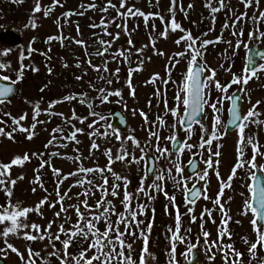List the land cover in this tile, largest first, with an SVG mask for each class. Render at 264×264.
Segmentation results:
<instances>
[{
	"label": "rangeland",
	"instance_id": "1",
	"mask_svg": "<svg viewBox=\"0 0 264 264\" xmlns=\"http://www.w3.org/2000/svg\"><path fill=\"white\" fill-rule=\"evenodd\" d=\"M3 1V0H2ZM13 4L8 2L4 9L0 11V50H8L9 55L7 57L0 58V62H6L11 65V68L5 71H0V75H9L10 79L15 80L16 71L19 69L20 64L27 66L23 79L17 85V94L4 105H0V120L5 121L4 124H0V128H4L6 132L12 131V121L5 113H10L11 117L19 118L23 114H27V118L22 121V126L29 127L32 124L33 104L39 103L41 112L49 110L55 113H63L65 118L72 116L73 111L77 117L83 118L84 123L81 124L79 120H71L70 123H65L59 116H48L41 114L38 119L40 121H50L48 123L38 124L34 130V137L32 140L26 139V133L15 132L13 140H9L5 137H0V163H10L14 157H22L25 153L29 154L30 162H25L23 166H14L11 170V179H17L20 176L24 178L18 180L13 189V196L11 198L12 203H19L24 208H34L41 200L47 197L49 202H55V180L51 169L48 166L44 167L39 173L34 169L39 168L41 160H45V156L48 155V151H57L59 156L56 157V161L51 162V166L59 169L62 175H67L79 167L84 168H105L109 163L108 158L104 155L106 150H111L113 158L117 154V150L121 148L122 141H125L128 136L135 138L140 147H135L131 141L123 144V147L127 149L129 153V159L124 162L115 161L111 164L112 171L119 175L122 179L116 181L110 172H105L104 175L108 178V187L111 191L112 184H118L119 190L117 197L114 198L111 195L107 197L115 205V211L117 213L125 212L121 200L125 192L132 197V207L138 209L143 201H146L147 210L146 215L139 216L138 220H144L145 225L149 220L152 221L153 227L149 237V250L156 256V260L149 261V264H170V257L168 253L171 252V245L175 243V264H186L189 259V254L194 249H199L203 253L201 264H223V258L221 250L211 247L212 242L217 241L218 226L222 215L219 211V206L212 203L217 196L220 189L221 181H228L231 174V170L237 163V144H238V130H235L229 134L224 133V126L227 119V109L229 106V100L227 97L234 91H239L241 85H233L229 88L228 93H220L215 90L205 89L208 93L209 102H215L217 97L224 96V102L222 105L218 104L219 112L215 113V116L219 118L220 123L216 125V133L220 136V139L213 141V144L200 147L201 136L207 140L211 137L214 114L210 107H205L203 112L202 122L194 125L191 128V139H188L189 133L180 126L179 120L183 117V109L179 110V115L173 118L170 113L165 112V101L169 108L176 106L175 95L180 91L184 75L187 69V62L189 57L184 56L180 58V62L172 67L175 60H170L175 53L184 52L187 49V42H182L180 45L175 43L176 40L182 36L190 33L193 38H199V40H215L219 34L223 33V41H232L235 44L237 37H233L231 32L233 29H223L226 17L229 16L228 8L235 10L239 15L247 11V24L245 22L237 24L236 30L241 27L244 29L245 36L244 41L252 46L253 42H257L259 47H264V40H247V33L255 30L257 25L249 19L254 12L258 15L256 7L246 10L239 0H226L228 7L224 11L216 13L215 24L212 22L209 10L204 6L206 0H177V7L175 12L170 14L169 8L171 6V0H152L150 4L148 0H127V7H134L147 13H159L164 18L165 24H161L159 19L148 22V27L145 28L143 18L136 17L127 20V28L130 37L126 36L123 31L116 28L115 24H110L107 29L109 32L115 34L120 33V38L115 40L112 47L109 49V53L117 50H128V39L130 38L134 47L128 52L129 60L125 63L122 59L119 62L113 61V57L109 54L103 58L90 56L91 63L96 66H103L104 61L109 63L107 67L110 72L114 71L117 67L120 68L119 76L113 77L108 73H97L88 66L85 57V48H81L75 44L74 40H83L88 46L86 51L88 53H94L99 47L95 41L97 39H103L110 41L112 38L104 35H97L94 38V33H102V28H90L89 25L96 23L99 24L101 18H105L107 23L109 20L116 18V23H124L117 17V9H119L120 0H111V3L117 6V9H109L108 12L102 13L100 9L104 7L107 0H94L96 8L94 10H84L81 5H88L93 0H59V4L53 8L47 18L44 16V9H47L53 4V0H40L42 11L36 13L33 16V8L36 0H11ZM193 5L189 8L188 5ZM213 6H218L213 3ZM183 8L184 11H181ZM259 10H264V0H260L258 6ZM83 12V15H72L68 18L64 17L65 13H77ZM124 12L126 9H119ZM174 15L176 22L180 25L184 32L177 30L176 32H169L167 38L158 36V33L164 31L166 24L170 22ZM59 18V24L57 20ZM34 20L37 27L34 29L31 27L30 21ZM228 23H232V19H228ZM155 24L156 30L152 31V25ZM77 26L79 27V35L77 34ZM260 30L264 32V22L260 24ZM208 33L207 36L203 35ZM218 34V35H217ZM16 35L18 41L12 42L11 39ZM150 35L154 37V40L150 42ZM52 36H64L70 39L63 40V45L60 40H54L47 43L49 37ZM199 40L196 45L199 48ZM154 44V47H153ZM147 45V47H144ZM31 46L34 49L33 52H28L27 49ZM137 49H143L140 55H136ZM45 52L47 54L45 55ZM205 55L203 61L207 66L216 72V81L222 85H227L233 74L240 76L243 74V69L246 64V52L243 47L237 49L233 54L232 47L229 44L221 42L216 45H209L204 50ZM23 53L27 58L20 60V54ZM43 53L44 55H41ZM163 53V55L154 54ZM142 61V63H141ZM49 64H48V63ZM81 66L78 68L76 64ZM264 63L260 61L257 66ZM64 65H67L65 67ZM223 65V67H221ZM141 67L142 71L135 72L131 77L132 88L135 90V95H130V89L126 86L128 79L129 68ZM166 67L170 69V74L166 72ZM32 69H38V71H32ZM51 69V74H49ZM230 69V70H229ZM103 74L106 79H112L113 83L109 86L105 80H100V75ZM158 74L160 79L155 83H149L150 79ZM209 73H205L208 75ZM78 76H82L81 80H77ZM167 80L168 83L164 84L163 81ZM118 81V82H117ZM94 85V87H93ZM105 88L107 90H119L122 97H110L109 102L101 104L96 99L98 91L94 90L99 88ZM246 88L247 95L240 92L242 100V114H246L247 111L255 105L257 101L260 104L257 111L261 113L257 119L264 120V72H258V78H253ZM44 89L41 92V89ZM157 90L161 95L157 96ZM81 96L84 95L91 98L93 109L105 117L104 120L95 124V129L89 128L88 125L93 123L98 117L91 116L90 109L86 104H81L79 100L66 101L56 104L55 108L48 109V104L53 101L63 100L66 96ZM149 103L151 106H149ZM110 108H117L121 110L128 119V127L126 130L115 128L120 133V140H117L115 135L105 137L104 132H111L112 128H109L110 119L106 117V114ZM144 112L148 118L146 124L144 119L140 116V112ZM162 117L164 125L160 126L157 117ZM175 123V135L180 137L187 144L194 145L192 149H188L186 146L184 151H180L177 155L171 156L170 143L168 139L173 134L171 125ZM71 125H74L78 129H82L84 134L78 135L77 140L79 143L69 142L60 139V134H57L56 145L45 148L49 140L52 138V130L61 127L63 129V135L72 130ZM111 125V124H110ZM201 126L206 131H202ZM98 130L99 135L93 136L89 139V133ZM151 131H158L160 134L159 141L155 137L149 139ZM255 136L258 145L264 146V125L257 126L249 124L245 129L244 136ZM95 141L99 145L98 150H93L91 155L89 153L90 145L92 141ZM67 143V147H59ZM219 145L220 156L218 158L219 163L216 164L217 158L215 156L210 157L209 153H215ZM78 149V153L74 151ZM158 149H167L166 156H161ZM260 151L264 153V147L260 148ZM43 153V156L37 157L32 154ZM146 153H152L157 161V167L155 173L151 179L144 177V159L139 163H132V159H140L141 156H145ZM81 156V160L76 163L74 160L68 159V157ZM197 155L199 157V173L194 176H186L183 174L182 169L184 165L190 160L191 157ZM49 156V155H48ZM252 157L251 146H245L243 152V160L249 161ZM209 158L213 160L214 169L208 170L207 177V195L209 200L203 198L198 199L194 204H186L183 188L186 186L188 189L193 187L196 183H200L201 190L205 184V181L198 179V176L205 170L206 164L204 163ZM174 162V163H173ZM179 166L181 172L177 173L175 166ZM256 168L264 167V156L256 157ZM255 168H250L247 163L243 168L236 170L235 176L230 181V187L225 188L224 195L221 197V204H223L227 211L230 220L228 222V231L231 234V240L225 237L221 243L227 245L229 243L234 245V248L243 254V260L241 264H249L250 254L248 252V244H245L242 237H247L250 242H256V233L253 231V227L250 223L252 219L251 212L246 208L245 201L249 200L251 193L249 192L251 177L254 174ZM163 172L166 179L164 181V188L168 196H175L174 208L172 204L165 198L163 192H155L151 189V185L154 181V176ZM171 172L177 180H181L183 184L177 190V186L173 184L171 179L168 178V172ZM219 172L220 180L217 179L216 172ZM261 172V171H260ZM264 177V172H261ZM39 175L40 182L43 184V188L39 184H33L31 181ZM136 177L139 180L137 187L134 190L129 188L130 180ZM79 177H70L65 180L60 186V193L63 195L65 191L69 189L71 185L77 182ZM85 179H90L94 184H101L102 177L99 174H89ZM127 181V184L124 183ZM90 185L85 184L84 188L74 187L69 192V196L72 199H65L64 206L66 208L69 205H77L79 201L85 199L83 195L79 196V200L76 198L77 193H82L85 188H90ZM145 188V192L141 193L139 189ZM35 188V192L33 191ZM46 190V191H45ZM149 196H155V199H149ZM101 198V193L96 191L95 188L89 192L87 197L88 204L91 207H95L97 200ZM7 198L3 191H0V206L5 205ZM189 208L192 209L188 214ZM211 210L212 219H209L208 215H204L203 220L200 219L201 214L205 210ZM102 210V209H101ZM179 211L181 215V231L179 235L183 239V243L179 241H171L170 238L173 233L170 229L175 228V216ZM43 214V218L37 215L35 212L30 213L27 222L36 223L41 225V229L48 224L50 220H55V224L61 222L63 216L67 215L71 217L70 223H76V216L74 209L69 208L67 213H63L61 219H56L55 213L60 211V205L57 204L55 208H50L46 203L40 209ZM81 211L85 215H92L93 213L86 212L81 207ZM248 213L247 215H242ZM195 216V222H191V217ZM53 218V219H52ZM114 218V220H116ZM157 220H160V224H157ZM215 220V223L212 222ZM240 221V223H236ZM64 223V220L62 221ZM56 224V225H57ZM201 224H203V230H201ZM65 228H69V223H65ZM104 225L100 224V228ZM166 226V230L163 227ZM2 227V226H0ZM143 227V226H142ZM190 229V231H188ZM55 229H51L52 232H56ZM102 230V229H100ZM121 230L123 226L121 225ZM135 230V229H134ZM24 231H27L25 229ZM138 232V230H136ZM209 233L208 243L205 244L203 232ZM35 234V233H33ZM23 232L17 235L10 236L8 242L15 246L22 254L27 258V248L30 246L33 251L41 252V255L49 260V264H58V261L47 257V253L51 252V247L45 250V245L48 244L47 240L43 242H28L21 238ZM130 237H125L126 242H131ZM59 245V243H57ZM142 241L137 240L133 245L135 252L134 258H138ZM5 247L3 238H0V248ZM58 248V247H57ZM74 252L69 251L70 255H78L81 250V246ZM191 248V251L189 249ZM59 249V248H58ZM224 252L228 250L223 249ZM76 252V253H75ZM75 253V254H73ZM89 256L92 255L90 252ZM257 257H264V250L258 249L256 253ZM0 257H6L2 259L5 264H21L20 259L10 251L0 253ZM214 257V259L212 258ZM36 264H41V261L37 258ZM229 264H232L230 261ZM251 264H259L258 259H252Z\"/></svg>",
	"mask_w": 264,
	"mask_h": 264
},
{
	"label": "snow or ice",
	"instance_id": "2",
	"mask_svg": "<svg viewBox=\"0 0 264 264\" xmlns=\"http://www.w3.org/2000/svg\"><path fill=\"white\" fill-rule=\"evenodd\" d=\"M148 2L151 4L152 0H148ZM156 3H159V0H156ZM213 3H216L218 6H213ZM239 3L244 6L245 9L256 7L259 14L257 15L256 12L253 13V15L249 18L251 19L257 27L253 31H249L247 33V40H264V32L260 30V24L261 22H264V10H259L258 6L260 4V0H239ZM59 4V0H53V4L49 6L47 9H44V16L45 18L48 17L50 12L53 10L55 6ZM204 6L209 10L210 16L212 17V22L215 24L216 19V13L224 11L225 8L228 7V4L226 0H206ZM81 7L84 10H94L97 6L94 3V0L92 3L88 5H81ZM177 7V0H171V6L169 8V13L172 14L175 12V9ZM189 8H192L193 5L189 4ZM109 9H117V6L113 3H111V0H107V3L100 9L102 13H106L109 11ZM119 9H126V11L121 12ZM119 9H117V17L120 18L124 23H116V18H113L109 20L107 23L105 22V18H101V21L99 24L93 23L90 24L89 27L96 29V28H102V33H94V38L97 35H104L109 36L112 39L110 41H106L103 39H97L95 43L99 46L97 48V51L94 53H88L86 51V48L88 47L83 40H74L73 42L80 46L81 48H85V57L88 63V66L93 69V71L97 73H108L110 76L118 77L120 68L117 67L114 71L109 70L107 67V64L109 61L105 60L103 66H96L91 63V59L88 57L94 56L103 58L106 55H111L113 57V61L119 62V60H123L125 63L129 60L128 52L134 47L132 44L131 39L129 38L128 43V50H117L115 52L109 53V49L112 47V44L115 42V40H118L120 38V33L117 32L115 34L109 32L107 29L109 28L110 24H115L117 29H120L123 31V33L126 36L130 37V33L127 28V20L130 18H136L140 17L143 18L145 28L148 27V22L150 19L155 20L159 19L161 24H165L164 18L159 15V13H145L139 9H135L134 7H127V0H120L119 3ZM181 11H184L183 8H180ZM42 11L40 0H36V3L33 8V16H35L36 13H40ZM229 16L226 17L225 23L223 24V29H233L231 32V35L233 37H237V40L235 44L233 45L232 41H223L221 33L220 37H217L215 40H199V38H193V36L188 33L184 36H182L180 39L176 40L175 43L177 45H180L182 42H187V49L184 52H178L173 55V57H170V60H175V63L172 64V67H175L176 64L180 62V58L184 56H188V66L186 69V73L184 75L182 84L180 86V91L175 95V101L176 106L173 108H169L167 102L165 101V112L170 113V115L173 118L178 117L179 110L183 109V117L185 119H180L179 124L181 127H184L185 123L189 125L188 128H185V132L189 133L188 139H191V125L199 123L197 120V117L201 116L204 112L205 107H210L213 110L214 114V124L212 129L211 137L207 140L204 139L203 135L201 136V143L200 147L204 148L205 146H211L213 144V141L220 139L221 137L217 135L216 133V125L220 123L219 118L215 116V113L219 112L220 109L217 107L218 104L222 105L224 102V96L217 97L215 102H209L208 93H206L205 89H211L212 87L215 88L217 92L220 93H228L229 88H231L233 85H241L242 87L239 88V91L247 95L246 88L243 86H247L249 82L253 78H258V72H264V63L260 64L259 66L256 65V60L259 59L260 61H264V51H252L250 49V46L248 43H246L243 39L245 36L244 29L241 27L239 30H236L237 24H241L245 21V18L247 17V11L244 13H241L239 15L236 14L235 10L228 8ZM72 15H83V12H77V13H65L64 17L68 18ZM232 19V23H228V19ZM57 24H59V18L56 21ZM31 27L34 29L37 27L34 20L30 21ZM156 26L155 24L152 25V31L155 32ZM177 30L184 32L185 30L180 27V25L176 22L174 15L170 22L165 25L164 31L158 33V36L167 38V35L169 32H176ZM77 34L79 35V27L77 26ZM203 35L207 36L208 33H204ZM60 40L61 44L63 45V40L70 39L68 37L64 36H52L49 37L46 41L47 43H50L54 40ZM150 42L154 40V37L150 35L149 37ZM199 40V48L196 47ZM221 42L229 44L230 47L233 49V54H235V51L237 49H240L243 47L245 50H248L252 52V54L248 57L247 63L243 69V74L240 76H237L233 74V77L231 81L225 86L222 85L220 82L216 81V72L215 70L211 69L207 66L206 62L203 61V57L205 55L204 50L207 49L209 45H216ZM144 47H147L145 45ZM154 47V44H153ZM143 49H137L136 55H140ZM28 52H33L34 49L29 46L27 49ZM163 55V53H154ZM9 55L8 50H0V58L7 57ZM41 55H44L41 53ZM27 57L21 53L19 59L22 61L26 59ZM142 63V61H141ZM67 67V65H64ZM81 65L79 63L76 64V67H80ZM223 67V65H221ZM11 68V65L6 62H0V71H7ZM27 66L23 65L22 63L19 66V69L16 71V79L12 80L10 79L9 75H0V81H5L7 83H0V105H4L9 102V97H12L14 95V85L20 83L23 79V74L26 70ZM230 70V69H229ZM32 71H38V69H32ZM142 71V68L137 66L135 68H129L128 70V79L126 86L130 89V95H135V90L132 88L131 84V77L132 74L135 72ZM166 72L170 74V69L166 67ZM205 73H209L208 75H205ZM49 74H51V69H49ZM83 77L78 76L77 80H81ZM100 80H105V76L103 74L99 77ZM160 77L158 74H155L149 81V83H155L156 80H159ZM118 82V81H117ZM106 83L111 86L113 83L112 79H106ZM164 84H167L168 81L164 80ZM94 87V85H93ZM98 91V96L96 97L97 100L100 101L101 104H105L109 102L110 97H122L121 91L119 90H107L103 87L99 89H95ZM44 89H41V92H43ZM157 96H160L161 93L159 90H157ZM227 99L231 102V109H230V115H231V121L230 126L234 130H238V144H237V163L234 165L233 169L231 170V174L229 176L228 181H221L220 183V189L217 193V196L214 200H212V203L219 206V211L222 215L220 225L218 226V235H217V241L212 242L211 247L218 248L221 250V255L223 258V264H229L231 261L232 264H241L243 260V254L236 250L234 248V245L229 243L227 245H224L221 243V241L227 237L229 240H231V234L228 231V222L230 220V217L227 215V211L225 210L223 204H221V197L224 195L225 188L230 187V181L235 176L236 170L238 168H243L244 164L247 163L250 168H256V157L257 156H264V153L260 151L261 145H258L256 142L255 136H248L245 138L244 132L245 129L249 126V124L262 126L264 125V120L257 119L261 115L260 112L257 111V108L260 104V101H257L255 105H252V107L247 111L246 114H241V110L238 107V101H241V97L237 95L235 92H233L231 95L227 97ZM73 100H79L81 104H86L87 107L90 109V115L93 117H98L97 120H95L93 123L89 124L88 127L95 129V124L99 123L100 121L104 120L105 117L101 115L100 113H97L95 111H91L93 109V104L91 102V98H88L84 95L76 96H66L63 100H57L50 102L48 104V109L55 108L56 104L63 103L66 101H73ZM149 106L151 104L149 103ZM41 114H46L48 116H59L65 123H70L71 120H79L81 124L84 123V119L77 117L75 115V112L73 111V114L69 118H65L63 113H55L49 110H45L44 113L41 112L39 103L33 104V115H32V124L29 127L22 126V121H24L27 118V114L21 115L19 118H13L11 117L10 113H5L6 116H9V118L12 121V131L6 132L4 128H0V137H5L9 140H13L15 132L20 133H26V139L32 140L34 137V130L37 127L38 124L42 123H48L50 121H40L38 117ZM140 116L144 119L145 123H148V118L144 112L139 113ZM157 120L159 121L160 126L164 125V120L162 117H157ZM5 121L0 120V124H4ZM109 128H112V125H108ZM173 129V134L168 137L169 140L173 141V143H178L177 137L175 135V128L176 124L173 123L171 125ZM72 130L67 134V136L63 135V129L61 127H57L52 130L51 139L49 140L48 144L45 145V148H48L50 146L56 145V137L57 134H60V139L79 143L77 140V136L84 134L82 129L76 128L74 125H71ZM202 131H206L203 129V126H201ZM98 130H94L90 132L89 139L91 140L93 136L99 135ZM103 135L105 137L115 135L117 140H120V133L115 129L112 128L111 132H104ZM153 137L156 138L157 141L160 139V134L158 131H151L149 135V139H152ZM127 141H131L132 144L139 148L140 144L139 142L133 138L132 136H128L125 141H122V146L120 149L117 150V154L115 155V158H113V154L111 150H106L104 155L108 158L109 163L105 166V168H84L79 167L77 170L67 174L62 175L59 169H56L51 166L50 161H44L41 160L40 166L37 169H34L35 172L39 173L45 166H48L53 174L54 178H59L55 180V192H56V201L55 202H49L47 200V197H45L43 200L39 202L34 208L28 207L24 208L20 206V204L12 203L11 198L13 196V189L18 180L23 179V176L18 177L17 179H11V173L10 170L14 166H23L25 162H30V156L29 154L25 153L22 157H14L10 161V163H0V191H3L7 201L5 205L0 206V238H3L5 247L0 248V253H5L7 251H10L11 253H14L21 261V264H36L37 258L41 261V264H49V260L45 259L41 252L33 251L32 248L29 246L27 248V258H25V255L22 254L15 246H13L11 243L8 242V238L10 236L17 235L20 232H23V235L19 238L28 241V242H36L40 241L43 242L44 240L48 241V244L45 245V250L48 247H51L52 251L47 253V257L51 259H55L58 261V264H149V261L156 260V256L150 252L149 250V237L150 233L152 231V221L149 220L145 225L144 220H138L139 216L146 215L147 205L146 204H140L139 208L136 209L132 207V197L129 196L127 192L124 193L121 204L127 212V215H124L123 213H117L115 211V205L112 203L111 200H108L107 197L111 195L112 197L116 198L119 190L118 184H112L111 185V191H109L108 187V178L104 175L105 172L112 173L114 179L116 181H120L122 178L119 175H116L111 168V164L115 161L124 162L129 159V153L126 148L123 147L124 143H127ZM59 147H67V143L62 145H57ZM185 146L188 149H192L194 145L187 144H181L179 151H184ZM245 146H251L252 149V157L249 161L243 160V152ZM219 145H217V150L215 153H209L210 157L215 156L217 158L216 164L219 163ZM99 145L96 144V142L93 140L89 153L91 155V152L93 150H98ZM78 153V149H75ZM161 156H166L167 149H158ZM33 156H43V153L36 154L33 153ZM52 157H58L59 153L52 152L49 154ZM70 160H74L76 163L79 164L81 160L80 155H76L75 157H68ZM144 157L141 156L139 160L133 158L132 163H139L140 160H143ZM174 163V162H173ZM206 164L205 170L198 176V179L201 181H205V184L203 186V189H195V186H193V189H188L186 186H184V197L186 204H194L196 200L203 198L204 200H209L210 197L207 195V177H208V170L214 169V163L211 158H209L207 161L204 162ZM175 166L176 172H181V169L179 166ZM193 168H195V165L193 164ZM149 171H153L152 169H149ZM259 171L264 172V167L259 168ZM89 174H99L100 177H102V183L97 185L94 184L92 180L85 179ZM217 179L220 180L219 172H216ZM79 177L76 183L71 185L67 191L61 195L60 193V186L63 184L65 180H68L70 177ZM168 178L171 179L174 185L177 186V190H179V187L183 184L181 180H177L175 176L171 174V172H168ZM166 177L161 171L160 174H156L154 176V181L152 185L150 186L152 190L155 192H163L165 195V198L172 204V206L175 208V196H168L167 192L164 188V181ZM251 179L255 182V186L249 188V192L251 193L249 200L245 201L246 208L251 212L252 219L250 220V223L253 227V231L256 233V242H250L247 237H242L245 244H248V252L250 254V261L249 264H251L252 259H258L259 264H264V257H257L256 253L258 249L264 250V186H261L262 181L257 178L254 174L251 177ZM33 184H39L41 188H43V184L40 182V176L37 175L33 181H31ZM125 184H127V181H124ZM85 184L90 185V188H85L82 193H77L76 198L79 200V196L83 195L85 197L84 200L79 201L77 205H69L68 208L64 206V200L65 199H72L71 196H69V192H71V189L74 187H80L84 188ZM95 188L96 191L101 193V198L96 201L95 207H91L88 204L87 197L89 195V192L92 191V189ZM33 191L35 192V188H33ZM46 191V190H45ZM141 193L145 192V188L141 187L139 189ZM150 200L155 199V196H149ZM48 204L50 208H55L57 204L60 205V211L55 213L56 219H61L63 213H67L69 208L74 209L75 216H76V223H70L71 217H68L67 215L63 216L64 223H60L57 225V231L52 232L51 229L53 227V224H55V220L49 221L48 224L41 229V225L36 223H28L27 218L30 213L35 212L37 215H40L41 218H43V214L40 211V209L44 206V204ZM81 207H83L86 212L93 213L92 215H85L84 212L81 211ZM102 209V210H101ZM192 211L191 208H189L188 214H190ZM208 215L209 219H212V212L211 210H205L204 213L201 214L200 219L203 220L204 215ZM248 213H243L242 215H247ZM116 216L117 219L115 221L111 220V216ZM196 217H191V222H195ZM103 222L104 224V230L101 231L97 225ZM213 223H215V220H212ZM65 223H69V228H65ZM236 223H240V221H236ZM121 225L123 226V230H121ZM143 226V227H142ZM203 224H201V230H203ZM27 229V231H24ZM135 229V230H134ZM138 230V232L136 231ZM170 231L173 233L170 240L175 242L179 241L180 243H183V239L179 235L181 231V215L179 211L177 210L176 216H175V228L170 229ZM190 231V229L188 230ZM35 233V234H33ZM66 237L65 239H61V236ZM130 237L131 242H126L125 237ZM204 236V242L205 244L208 243V237L209 233L207 231L203 232ZM83 241L87 244L86 248H81L78 255H70L69 249L72 246L73 243L79 244L80 241ZM137 240L142 241V246L138 255V258L133 257V253L135 252V249L133 245L136 243ZM59 243L61 247L58 249L56 247V244ZM226 248L228 251L224 252L223 249ZM191 251V248L189 249ZM92 253L91 256H89V253ZM175 252H176V245L175 243H172L171 245V252L168 253L170 257V264H175ZM6 257H0V259H4ZM214 259V257H212Z\"/></svg>",
	"mask_w": 264,
	"mask_h": 264
},
{
	"label": "water",
	"instance_id": "3",
	"mask_svg": "<svg viewBox=\"0 0 264 264\" xmlns=\"http://www.w3.org/2000/svg\"><path fill=\"white\" fill-rule=\"evenodd\" d=\"M13 38L16 41H18V38L16 37V35H14ZM250 49H252V51H264V47H259L257 42H253ZM251 54H252V52L247 50V52H246V63H247L248 57ZM259 61H260L259 59L256 60V65ZM0 83H7V82L0 81ZM14 89H15L14 95L12 97H9V101L12 100L16 95L17 88L15 85H14ZM234 92L241 97L239 91H234ZM238 107L240 108L241 114H242V100L238 101ZM230 109H231V102L229 101V107L227 110V120H226L225 128H224L225 134H229V133L235 131L230 126V121H231ZM106 117L110 118V124L112 125V127L121 129L122 131L127 129L128 119L121 110H119L117 108H110V110L106 114ZM182 119L186 120L185 117H183ZM197 120L199 121V123L202 122L203 114L201 116L197 117ZM196 124H198V123H196ZM194 125L195 124H192L190 127H193ZM188 127H189V125L187 123H185L184 127H182V128L185 129ZM177 141H178V143H175V144L173 143V141H171V155L172 156H175L179 152L178 149L180 148V145L183 144L180 137H177ZM144 161H145L144 176H145V178L150 179L153 176L155 169H156V165H157L156 159L151 153H147L144 156ZM193 164L195 165V168H193ZM149 169H152L153 171L150 172ZM182 172L186 176H194V175H197L199 173V161H198L197 155L192 157L189 160V162L183 168ZM254 175L262 181L261 186H264V177L258 168H255ZM137 183H138V179L136 177H133L129 182V187L131 189H135V187L137 186ZM250 185H251V187L255 186V182L253 180H251ZM191 189H193V187ZM195 189H201L199 183H197L195 185ZM201 262H202V252L199 249H195V250H192L190 252L189 260L186 264H201ZM0 264H5V262L2 259H0Z\"/></svg>",
	"mask_w": 264,
	"mask_h": 264
},
{
	"label": "trees",
	"instance_id": "4",
	"mask_svg": "<svg viewBox=\"0 0 264 264\" xmlns=\"http://www.w3.org/2000/svg\"><path fill=\"white\" fill-rule=\"evenodd\" d=\"M3 2L4 3H6V2H8L9 4H13V2H11V0H0V11L2 10V9H4L5 7H6V5L7 4H3ZM246 10H250V9H246ZM1 16V15H0ZM245 24H247L248 22H250V21H247V17L245 18ZM218 35V34H217ZM221 36V34H219L218 35V37H220ZM47 54V52H45V55ZM48 63V62H47ZM49 64V63H48ZM52 73V72H51ZM52 152H56L57 153V151H48V155L50 154V153H52ZM48 155H46L44 158H45V160L44 161H50V162H52V161H56V157H52V156H48ZM40 166V165H39ZM42 170H44V168L42 169ZM63 215V214H62ZM53 219V218H52ZM50 221H52V220H50ZM62 221H63V219L61 220V222H58V224H60V223H62ZM57 224V223H56ZM56 224H53V227H52V229H57V225ZM57 231V230H56ZM66 237H64L63 235L61 236V239L63 240V239H65ZM79 246H81V247H83V248H86L87 247V244L85 243V242H83L82 240L80 241V243L79 244H77V243H73L72 244V246L70 247V249H69V251H72V252H74L76 249H79L78 247ZM56 247H58V248H60L61 247V245L59 244V245H57L56 244ZM76 253V252H75ZM75 253H73V254H75Z\"/></svg>",
	"mask_w": 264,
	"mask_h": 264
},
{
	"label": "flooded vegetation",
	"instance_id": "5",
	"mask_svg": "<svg viewBox=\"0 0 264 264\" xmlns=\"http://www.w3.org/2000/svg\"><path fill=\"white\" fill-rule=\"evenodd\" d=\"M11 41H12V42H16V40H15L14 38H12ZM17 85H18V84L15 85L16 88H17ZM16 94H17V92H16ZM15 96H16V95H15ZM151 154H152V153H151ZM198 161H199V157H198ZM137 179H138V178H137ZM138 183H139V180H138ZM138 183H137V185H138ZM198 183H199V182H198ZM199 185H200V183H199ZM136 187H137V186H136ZM136 187H135V188H136ZM200 187H201V186H200ZM129 188H130V187H129ZM130 189H131V188H130ZM131 190H134V189H131ZM143 204H146V201H145V200L143 201ZM114 218H116V216H114V215L111 216V220H112V221H115ZM160 222H161L160 220H157V224H158V225L160 224ZM100 224H101V225H104L103 222H101ZM100 224H98L97 227H98L99 229H102L101 231H103L105 226H103V228H100V227H99ZM163 230H166V226L163 227ZM194 250H195V249H194ZM201 252H202V251H201ZM202 257H203V253H202ZM188 260H189V259H188ZM187 262H188V261H187Z\"/></svg>",
	"mask_w": 264,
	"mask_h": 264
}]
</instances>
